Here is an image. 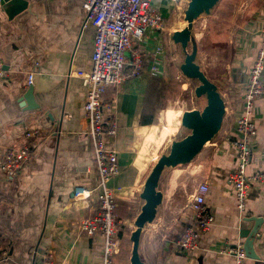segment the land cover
<instances>
[{"label":"crops","instance_id":"obj_1","mask_svg":"<svg viewBox=\"0 0 264 264\" xmlns=\"http://www.w3.org/2000/svg\"><path fill=\"white\" fill-rule=\"evenodd\" d=\"M153 4L164 16L166 30L154 31L145 42H136L127 52V64L143 55L140 78L126 79L108 88L105 94L106 101L112 104L106 120L114 118L118 123L117 135L108 138L107 143L118 152L120 161V173L109 185L124 189L118 195L117 212L127 227L131 219L125 209L137 196L141 198L154 166L146 147L161 111H156L151 124L141 123L145 95L154 78L149 73V58L163 47L167 70L169 52L173 51L167 26L176 14L175 5L172 0H153ZM236 14L237 27L213 34L218 47L210 53L208 43L204 49L199 45L195 59L225 101L222 128L203 148L197 164L163 171L162 177L170 185L179 179V187L181 176L187 173L194 183L188 200L168 209V221H174L171 225L160 226L158 232L145 238L142 231L139 253L145 264H234V256L227 248L245 245V234L255 228V256L248 257L245 264H264V184L254 186L246 209L241 212L229 182L238 161L226 141L230 135L238 136L234 124L243 103L248 73L261 45L264 0H240ZM211 16L204 17L206 26L211 25ZM94 37L95 27L86 24V11L80 0H28L27 8L13 19L8 18L0 0V59L6 71L5 77L0 78V264H42L44 253H49L55 264H102V237L90 236L79 228L80 221L92 214L97 199L93 195L90 208H77L73 193L78 186L94 189L99 180L89 123L83 114L87 90L77 75V71L92 67ZM224 47L230 50L229 57L215 50ZM30 72L34 73V95L28 104L24 95L30 87ZM253 115L258 136L251 141L248 171L264 172V98L256 100ZM31 128L39 129L44 138L21 174L9 178L2 171L4 154L9 147L19 145ZM203 182L209 184L207 204L215 221L210 231L200 236L195 250L183 252L175 241L189 224L190 201ZM159 189L164 202L167 192L161 188V179ZM164 227L167 233L161 231ZM125 237L127 231L120 237L121 246Z\"/></svg>","mask_w":264,"mask_h":264},{"label":"built area","instance_id":"obj_2","mask_svg":"<svg viewBox=\"0 0 264 264\" xmlns=\"http://www.w3.org/2000/svg\"><path fill=\"white\" fill-rule=\"evenodd\" d=\"M86 11V24L95 27L92 67L89 71H77L86 86V101L83 114L89 123V135L94 144V158L99 172L96 188L83 186L75 188L74 204L77 208H90V200L95 195L96 207L92 214L79 223L81 231L90 236L100 235L103 239L102 264H114L119 253L121 225L118 195L122 187H111L109 182L120 173L119 154L110 149L107 139L118 133L116 119L106 120L112 104L105 94L110 87L120 85L126 79H138L142 74V57L137 55L129 64L126 54L136 42H145L154 31L166 30L165 18L153 4V0H80ZM190 0H172L176 14H181ZM185 14V12H184ZM165 49L158 47L149 58V73L154 77L166 74ZM264 28L261 30V45L257 51L245 83L243 103L236 118L234 128L238 135H230L227 143L233 148L238 166L229 175L237 200L238 209L244 212L248 197L256 184H264V172L248 171L251 162V141L258 136L253 108L256 100L264 98ZM6 71L0 59V78ZM34 73L28 74V85L33 83ZM44 138L37 128L28 129L19 145L9 147L3 158L2 171L9 178H17L23 168L32 160L33 152ZM209 184L200 183L190 201L191 217L189 225L178 235L176 246L183 252L198 247L202 234L210 231L215 215L207 204ZM84 204V205H82ZM234 256V264H245L247 252L244 244H236L226 250ZM4 255H6L4 253ZM42 264H55L49 253L42 256Z\"/></svg>","mask_w":264,"mask_h":264},{"label":"rangeland","instance_id":"obj_3","mask_svg":"<svg viewBox=\"0 0 264 264\" xmlns=\"http://www.w3.org/2000/svg\"><path fill=\"white\" fill-rule=\"evenodd\" d=\"M239 5L240 0H219L209 13H203L201 15L202 17L200 16V18L195 21L192 34L198 42V47L201 45L200 47L204 49L206 47L205 44L208 43L210 46L208 48L207 44V48L210 50V53H212L213 47H218V44L212 40V36L220 30H222L221 34H224L226 30L230 29V26L232 29L237 27L238 22L236 20V10ZM186 8L187 7H185L184 10H186ZM184 12L181 14H175L170 23H168L167 31L169 33V38L171 39L173 51H171V53L168 51L170 59L166 74L160 80L157 92L150 90L149 93V101H151V99L153 101L155 100V105L157 104V106H159L158 110L161 111L159 112V121L153 126L150 136L148 137L146 147L154 159L152 160V164L154 165L162 155L170 152L173 141L182 139L191 132L189 129L182 126L181 118L179 117L180 114H183L184 111L191 109H203L207 103L206 95L197 97L195 94V89L200 84L199 80L189 78L181 71L180 67L185 61V53L181 44L175 43L172 39L174 31L181 30L187 25ZM208 14L212 15V23L211 25L206 26L204 17ZM228 19L231 20L230 23L227 21ZM191 49L192 44L190 43L188 51H191ZM215 50L218 53L222 51V53L225 54V58L230 56V50L228 48L227 50L225 47L223 50H220V48ZM147 95L148 89L145 95L144 103ZM209 143L210 142H208L205 147L209 146ZM199 154L190 163L183 165L181 168H187L188 165L191 166L192 163L197 164L198 160H201L198 158ZM167 170L170 171V169H166V171ZM195 170L197 171V169H194V172ZM178 182L173 180L170 185L168 182H165L164 176H161V188L167 192V196L165 201L158 208L156 219L152 223L146 224L144 227L143 238H145L146 235H151L153 232H158L160 226L171 225L174 221H168V209L172 206L173 208H176V206H182V204L188 200L194 183L192 181L191 174L187 173L181 176V185L179 187ZM177 188L179 193L178 190H176ZM176 193L178 197H176ZM143 204L144 200L137 196L134 203L125 209L127 211H125V215L131 219V224L128 223L129 227L125 225H122L121 227L120 237H123V231H127V237H125L126 239L122 241L123 243L120 247V251L115 256L114 264H131L133 243L129 238V234L131 233V230L133 231L136 228L135 220L141 212ZM161 231L167 233L168 229L167 227H164Z\"/></svg>","mask_w":264,"mask_h":264},{"label":"water","instance_id":"obj_4","mask_svg":"<svg viewBox=\"0 0 264 264\" xmlns=\"http://www.w3.org/2000/svg\"><path fill=\"white\" fill-rule=\"evenodd\" d=\"M1 1L2 9L9 19H13L28 6V0ZM218 1L190 0L185 10L187 25L181 30L174 31L172 35L173 41L181 44L185 53V61L180 67L181 71L185 76L199 80L200 84L196 87L195 94L197 97L206 95L207 103L203 109H191L183 112L181 124L191 132L184 138L172 142L170 152L162 155L158 159L144 183V188L141 193L144 204L141 212L136 217V228L131 234V241L133 243L131 264H145L139 253L140 238L146 224L152 223L156 219L158 208L163 203L164 195L159 189V183L165 168L190 163L203 150L205 145L215 138L222 128L226 114L225 101L217 85L206 76L195 61L198 43L192 34L195 21L203 13H209ZM190 43L192 44V49L188 51ZM33 95L34 87L30 85L24 95L28 104L33 99ZM30 108L35 109L37 106H30ZM55 114L57 117V111ZM257 233L258 230L255 228L253 231L245 234L248 240L244 247L248 257L253 258L255 256L253 242L257 238Z\"/></svg>","mask_w":264,"mask_h":264},{"label":"trees","instance_id":"obj_5","mask_svg":"<svg viewBox=\"0 0 264 264\" xmlns=\"http://www.w3.org/2000/svg\"><path fill=\"white\" fill-rule=\"evenodd\" d=\"M161 79H162V77H154L149 82L148 95L146 97V100H145V103H144V106L142 109V113H141V123L142 124H151L154 121L155 114H156V111L158 110L159 106H157V104L155 105V100L153 101L151 99V101H149V98H150L149 93H150V90L157 92L158 85L160 84Z\"/></svg>","mask_w":264,"mask_h":264}]
</instances>
